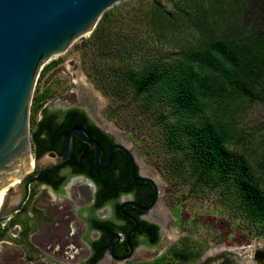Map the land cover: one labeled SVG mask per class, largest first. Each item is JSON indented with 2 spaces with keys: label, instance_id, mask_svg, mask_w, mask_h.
<instances>
[{
  "label": "trees",
  "instance_id": "16d2710c",
  "mask_svg": "<svg viewBox=\"0 0 264 264\" xmlns=\"http://www.w3.org/2000/svg\"><path fill=\"white\" fill-rule=\"evenodd\" d=\"M85 46L84 75L109 100L123 101L129 131H148L175 176L228 212L229 227L247 240L264 238V116L251 117L264 109V0L121 1L101 16ZM47 112L31 132L36 156L73 121L69 114L53 130ZM90 162L88 175L102 182L98 194L107 198L112 175ZM128 168L123 160L120 182ZM173 254L183 261L200 256L186 248Z\"/></svg>",
  "mask_w": 264,
  "mask_h": 264
},
{
  "label": "flooded vegetation",
  "instance_id": "af4514ba",
  "mask_svg": "<svg viewBox=\"0 0 264 264\" xmlns=\"http://www.w3.org/2000/svg\"><path fill=\"white\" fill-rule=\"evenodd\" d=\"M91 98L92 104L85 96H78L75 89L73 101L60 100L54 102L52 109H44L51 117L53 130L69 114L73 115V121L48 147L40 149L37 156L45 151L62 153L66 133L78 127L99 143L103 164L109 147L116 143L127 147L135 158V176L153 179L157 191L148 183L133 181L129 168L128 178L120 182L122 161L127 160L128 167L130 163L123 152L114 150L109 167L103 171H110L114 192L102 198L98 194V183L102 182H95L87 171L89 162L94 164V151L75 138L69 159L30 180L22 205L9 220L0 224V243L12 246L2 264H168L164 261L166 249H159L170 231L159 182L150 172L141 169L127 138L117 130H108L104 125L107 120L102 103L98 105L100 100L95 94H91ZM93 103H97L96 108ZM44 114L42 112L40 118ZM40 136L45 138L46 133ZM37 147L31 144L33 156ZM42 192H50L52 195L48 196H54L55 200L49 201ZM154 193L153 205L143 209L151 203ZM13 228L16 233H9ZM228 258L220 257L215 262L228 264Z\"/></svg>",
  "mask_w": 264,
  "mask_h": 264
},
{
  "label": "water",
  "instance_id": "95a60500",
  "mask_svg": "<svg viewBox=\"0 0 264 264\" xmlns=\"http://www.w3.org/2000/svg\"><path fill=\"white\" fill-rule=\"evenodd\" d=\"M123 0H0V224L19 209L27 194L28 182L40 172L66 162L78 138L94 151L97 169L106 170L114 150L123 152L130 163L129 174L137 183L155 187L149 177L135 176V158L127 147H109L103 164V150L81 128H71L62 153L45 151L33 156L30 120L37 76L44 65L92 33L101 16ZM92 94H100L93 85ZM156 193V192H155ZM143 208H150L155 200ZM125 204L134 205L132 202ZM229 257L228 264H240L245 254L204 253L193 264H216ZM237 259V260H236ZM264 261V249L251 257L252 264Z\"/></svg>",
  "mask_w": 264,
  "mask_h": 264
},
{
  "label": "rangeland",
  "instance_id": "374dc122",
  "mask_svg": "<svg viewBox=\"0 0 264 264\" xmlns=\"http://www.w3.org/2000/svg\"><path fill=\"white\" fill-rule=\"evenodd\" d=\"M137 1L123 0L128 7L136 4ZM88 37L89 35L60 56L51 59V62L44 65L40 70L35 82L33 101L42 95L40 100L43 104L37 112H31L30 139L31 132L35 129V123L41 117L44 109H52L54 102L60 100H74L75 89L77 92L76 78L81 77L88 87L90 84L93 85L83 73L80 57V54L87 50L85 43ZM95 95L100 100L98 105L100 102L102 103L103 116L108 121L104 120L106 126L117 130L127 138L141 169L150 172L159 182L162 204L168 216L167 225L168 230H170L159 245V249H166L167 251L165 263L192 264L206 252L209 255H215L226 251L240 254L246 251L245 253L250 255V251L254 254L256 250L264 249V238L245 239L242 233L237 232L238 228L234 230L226 224L228 212L215 206L214 197L199 190L194 191L190 184L181 182V178L175 176V171L162 160L163 158L158 152H155L158 148L154 146L148 131H144L140 135L136 134V131L139 132V130L129 131L130 127H127L125 122L121 120L125 119L126 115L125 110L119 106L123 101L116 99L111 101L101 92L100 94L95 93ZM106 109H114V114L108 117L105 113ZM263 116L264 109H258L251 117L252 119L254 117L261 119ZM131 132H133V136ZM165 173L168 178L164 177ZM42 195H45V198L51 202L55 200L54 196H48L52 195L50 192H42ZM216 217H219V220ZM233 222L239 226L245 224L243 219L238 218H234ZM9 233L15 234L16 228H13ZM183 248H186L190 253H200V256L189 258L186 261H178V258L174 257L173 250ZM9 249H12V246L0 243V264H2ZM246 264L251 263L247 262ZM254 264L258 263L255 262ZM259 264H264V261H259Z\"/></svg>",
  "mask_w": 264,
  "mask_h": 264
},
{
  "label": "bare ground",
  "instance_id": "6f19581e",
  "mask_svg": "<svg viewBox=\"0 0 264 264\" xmlns=\"http://www.w3.org/2000/svg\"><path fill=\"white\" fill-rule=\"evenodd\" d=\"M76 83H77V94L78 96L81 94L83 96H85L88 101H90V103L92 104V98H91V92L89 90V87L87 86V84L85 82H83V79H81V77H78L75 79ZM86 101V100H85ZM94 104V107L96 108L97 107V103H93ZM96 114V113H95ZM99 116L100 118V115L97 113V117ZM104 125L106 126V124L104 123ZM107 127V126H106ZM108 130L111 131V132H115L112 128H109L108 127ZM82 188V187H81ZM226 252H229V251H226ZM246 252V251H245ZM245 252H242L241 254H245V257L243 258V260H239L241 263H244L246 264L247 262H250L252 264V261H251V257L253 256V253L250 251V255H247ZM230 253H234V252H230ZM237 254V253H235ZM240 254V253H239ZM216 255V254H215ZM257 263V262H256Z\"/></svg>",
  "mask_w": 264,
  "mask_h": 264
}]
</instances>
